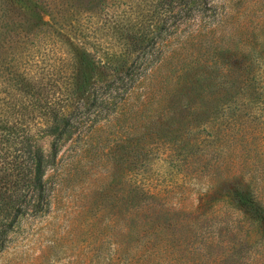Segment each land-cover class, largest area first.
Segmentation results:
<instances>
[{"label": "trees", "instance_id": "obj_1", "mask_svg": "<svg viewBox=\"0 0 264 264\" xmlns=\"http://www.w3.org/2000/svg\"><path fill=\"white\" fill-rule=\"evenodd\" d=\"M224 4L225 0H0V253L19 218L49 210L51 195L43 177L54 162L58 141L78 134L127 102L161 59L167 39L180 33L179 27L187 28L195 21L200 28L196 29H206L210 36V31L228 27L226 16L218 11ZM42 14L48 19L43 20ZM243 28L229 33L225 48L217 47L216 40L208 43L210 59L217 57L193 81L181 85L197 91L195 95L213 86L226 90L211 99L199 98L190 109L194 114L168 137L170 142L161 141L167 147L162 161L168 171L179 174L178 183L170 189L150 186L146 168L130 175L126 188L117 189L118 217L103 222L111 228L108 237L117 248L123 244L135 252L163 254L166 264L239 263L238 248H230L227 254L220 241L226 252L210 256L211 251H205L208 242L195 240L190 220L194 208L182 204L187 192L182 183L205 175L206 167L200 166L203 158L194 151L204 146L201 154L213 156L223 136L255 117V112L245 110L239 85L223 86L234 80L212 79L217 73L230 72V58L224 64L219 59L229 57L230 48L239 49L253 62L247 66L250 76L257 67L263 70L264 20ZM227 33L219 32L218 37ZM216 65L219 71L210 75ZM44 135L54 138L46 150L36 140ZM227 198L235 209L244 212L242 207H247L243 217L262 236L264 207L254 193L234 188Z\"/></svg>", "mask_w": 264, "mask_h": 264}, {"label": "rangeland", "instance_id": "obj_2", "mask_svg": "<svg viewBox=\"0 0 264 264\" xmlns=\"http://www.w3.org/2000/svg\"><path fill=\"white\" fill-rule=\"evenodd\" d=\"M224 5L218 11L226 16L228 27L210 31L211 36L206 29L197 30L195 21L189 22L187 28L179 27L180 33L167 39L161 59L127 96V102L103 119L82 127L78 134L58 141L54 162L43 177L51 195L50 208L40 216L17 220L8 232L0 264H166L163 254L135 252L123 244L117 248L108 237L111 228H105L103 222L118 217L115 193L122 186L126 188L130 175L137 176L139 170L147 168L150 186L170 189L178 183L179 174L168 171L162 161L167 147L161 141L170 142L168 137L194 114L190 109L199 98L211 99L226 90L213 86L195 95L197 91L193 93L181 85L193 81L217 57L210 59L208 43L216 40L217 47L225 48L230 32L234 35L245 30V25L256 26L264 20V0H225ZM42 18L47 20L48 16L42 14ZM219 32L228 33L220 39ZM225 58L233 62L230 72L222 76L217 73L212 79L234 80L223 86L239 85L245 110L255 112V117L243 120L233 128L234 133L223 136L213 156L201 154L204 146L194 151L195 156L203 158L200 166L206 171L205 175L184 180L182 186L187 192L183 193L182 204L194 208L190 220L195 240L203 238L208 242L205 251H211L210 256L226 252L225 248L227 254L238 248V264H264V234L260 236L250 219L243 217V211L227 202L234 188L249 189L264 207V68L260 72L257 67L255 75L250 76L247 66L253 62L239 49L230 48L229 57L219 58L220 64ZM218 66L209 70L210 75L219 71ZM246 78L249 80L241 86ZM36 140L46 150L54 138L44 135ZM170 200L175 201L172 197ZM98 246L102 250L97 255Z\"/></svg>", "mask_w": 264, "mask_h": 264}]
</instances>
